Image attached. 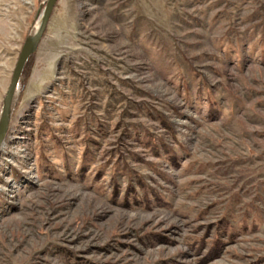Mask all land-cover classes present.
Masks as SVG:
<instances>
[{
    "label": "rangeland",
    "instance_id": "374dc122",
    "mask_svg": "<svg viewBox=\"0 0 264 264\" xmlns=\"http://www.w3.org/2000/svg\"><path fill=\"white\" fill-rule=\"evenodd\" d=\"M45 0H0V106ZM0 264H264V0H57L0 151Z\"/></svg>",
    "mask_w": 264,
    "mask_h": 264
},
{
    "label": "water",
    "instance_id": "95a60500",
    "mask_svg": "<svg viewBox=\"0 0 264 264\" xmlns=\"http://www.w3.org/2000/svg\"><path fill=\"white\" fill-rule=\"evenodd\" d=\"M57 0H45L38 20L26 34L13 67L10 81L5 90L0 106V151L9 129L15 100L18 95L19 80L22 71L33 53H35L41 36L47 26L50 14Z\"/></svg>",
    "mask_w": 264,
    "mask_h": 264
}]
</instances>
